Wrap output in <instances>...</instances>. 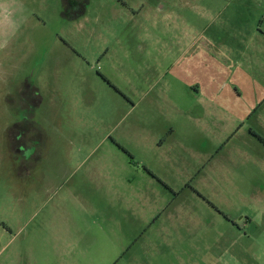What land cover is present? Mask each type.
<instances>
[{
  "label": "rangeland",
  "instance_id": "rangeland-1",
  "mask_svg": "<svg viewBox=\"0 0 264 264\" xmlns=\"http://www.w3.org/2000/svg\"><path fill=\"white\" fill-rule=\"evenodd\" d=\"M67 2L0 0V264H264V0Z\"/></svg>",
  "mask_w": 264,
  "mask_h": 264
},
{
  "label": "flooded vegetation",
  "instance_id": "flooded-vegetation-1",
  "mask_svg": "<svg viewBox=\"0 0 264 264\" xmlns=\"http://www.w3.org/2000/svg\"><path fill=\"white\" fill-rule=\"evenodd\" d=\"M68 4V7L70 8V7H73V8H78L79 7V9L81 8V3H80V0H68V2H67ZM21 135H23V133H20L19 135H18V138H20L21 139ZM16 151H18V152H25V151H27V148H23V150L19 147V149H17ZM34 152V151H33Z\"/></svg>",
  "mask_w": 264,
  "mask_h": 264
},
{
  "label": "crops",
  "instance_id": "crops-1",
  "mask_svg": "<svg viewBox=\"0 0 264 264\" xmlns=\"http://www.w3.org/2000/svg\"><path fill=\"white\" fill-rule=\"evenodd\" d=\"M81 14L85 17V14H86V13H85V10H83V11L81 12ZM84 17H83V18H84Z\"/></svg>",
  "mask_w": 264,
  "mask_h": 264
}]
</instances>
